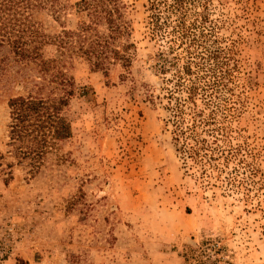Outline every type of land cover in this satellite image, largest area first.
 I'll list each match as a JSON object with an SVG mask.
<instances>
[{
	"label": "rangeland",
	"instance_id": "374dc122",
	"mask_svg": "<svg viewBox=\"0 0 264 264\" xmlns=\"http://www.w3.org/2000/svg\"><path fill=\"white\" fill-rule=\"evenodd\" d=\"M81 1L45 12L43 32L88 22ZM122 4L130 62H67L71 138L34 172L8 146V102L56 83L0 50V264H264V0ZM191 107L213 122L200 147Z\"/></svg>",
	"mask_w": 264,
	"mask_h": 264
},
{
	"label": "trees",
	"instance_id": "16d2710c",
	"mask_svg": "<svg viewBox=\"0 0 264 264\" xmlns=\"http://www.w3.org/2000/svg\"><path fill=\"white\" fill-rule=\"evenodd\" d=\"M173 3L175 12L182 16L185 0H173ZM77 6L81 12H86L89 21L81 22L75 31H63L50 37L43 32L41 18L45 12L58 16L62 10L61 0H0V50H7L20 62L35 65L42 75L40 80L48 79L49 85L56 83L46 96L41 94L46 85L36 82L27 96L8 102V146L13 148L18 164L27 161L32 172L42 165L47 153L58 149L61 142L71 138V126L63 114L72 96L68 88L73 85L71 77L63 70L67 62L82 60L94 71H106L115 62H130V58L122 54L119 48L122 47L121 50L125 52L132 45L121 46L117 42L130 36L122 0H82ZM52 45L56 47L58 56L46 59L43 50ZM186 72L189 76L190 70ZM188 82L190 86L185 88L187 97L184 103L195 106L198 86L195 80L189 78ZM181 92L184 94L183 90ZM175 107H172V111ZM190 111L192 125L189 132L200 147V125L210 127L213 122L199 121L204 116L203 111L198 112L192 107ZM210 161L215 163L212 164L213 168H217L220 162L218 157L210 158Z\"/></svg>",
	"mask_w": 264,
	"mask_h": 264
}]
</instances>
